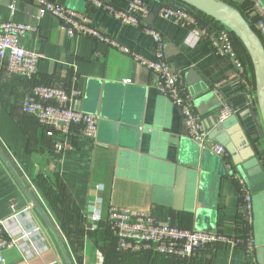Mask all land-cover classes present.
<instances>
[{
    "label": "crops",
    "instance_id": "0c3cea01",
    "mask_svg": "<svg viewBox=\"0 0 264 264\" xmlns=\"http://www.w3.org/2000/svg\"><path fill=\"white\" fill-rule=\"evenodd\" d=\"M50 1L88 16L101 33L140 55L153 57L154 42L141 28L125 25L89 7L84 0ZM106 1L118 8H126L129 2ZM145 3L152 12L158 4L165 7L171 1ZM38 8L33 0H0L1 22L38 26L37 33L22 37V45L42 55L34 79L0 68V148L23 182L34 187L32 191L58 228L72 263L99 264L100 252L102 264H249L241 249L223 244L207 246L190 259L150 250L117 251L107 228L108 213L114 207H125L150 212L161 225L230 236L249 233L255 241L256 262L264 264V191L251 192L252 215L248 219L239 209L240 177L223 178L212 189L211 175L204 169L217 155L208 144L201 146L188 138L182 116L157 90V75L93 39L68 37L61 29L62 22L51 14L36 20ZM146 18L143 26L160 33L168 65L182 75L183 83L193 93L204 130L208 134L213 131L220 123L222 106L228 105L233 111L229 117L240 121L264 166V137H259L244 106L243 87L229 79L233 73L231 61L214 54L205 39L196 40L188 29L173 21L159 15L151 21ZM250 74L252 78V71ZM34 84H62L66 90H80L82 97L75 106L99 118L95 140L74 127L68 136L58 137L66 146L56 151L45 130L21 110ZM115 115L126 116L130 124L139 121L137 134L115 136L108 122ZM229 158L221 159L228 162ZM190 164L194 169L185 166ZM180 166L187 167V195L192 194L186 196L183 211L153 204V188L172 189ZM202 180L209 206L196 201ZM95 214L98 220H92ZM0 221H4L7 235L15 242V247L3 253L6 264H64L51 235L1 159Z\"/></svg>",
    "mask_w": 264,
    "mask_h": 264
},
{
    "label": "built area",
    "instance_id": "2783aa9c",
    "mask_svg": "<svg viewBox=\"0 0 264 264\" xmlns=\"http://www.w3.org/2000/svg\"><path fill=\"white\" fill-rule=\"evenodd\" d=\"M39 5L35 19L39 20L45 14H51L62 22L61 29L70 38L87 37L94 41L115 49L129 56L138 65L145 67L158 77L157 90L166 96L183 118L186 134L194 143L205 146L215 155L228 158L226 149L208 138L201 118L194 105V95L183 83L182 75L171 69L164 56V43L160 33L153 28L143 26L144 19L151 13L146 6V0H129L126 8H118L106 0H84L91 8L105 12L111 18L132 27L141 28L143 33L154 42L152 58L140 55L118 41L101 33L86 15L79 14L63 5L50 0H33ZM238 10L250 27L257 33L264 44V0H222ZM246 4V5H244ZM11 14L14 6H9ZM159 17L171 20L177 26L186 28L196 40L205 39L218 56L226 57L231 61L233 73L229 79L237 80L243 87L246 102L245 108L257 110L255 89L253 87L251 70L242 60L235 48L232 34L224 27L203 25L195 14L191 12L175 11L168 6L163 7ZM37 33L38 26L14 22L0 21V68L7 73L26 79H34L37 74L39 61L42 55L22 45V37L29 33ZM82 97V92L76 88L66 90L59 85L34 84L30 87L21 104L23 113L33 117L45 135L53 140V148L61 152L66 143L59 139L68 136L71 129L79 127L83 134L95 140L99 118L95 115L82 112L75 106V102ZM233 111L228 105H223L219 121L227 119ZM237 187L240 194L239 209L241 213L251 219L252 193L246 183L239 179ZM34 191V187L31 185ZM28 208V206H27ZM95 214L92 220H98ZM107 228L110 235L116 240L117 251L141 252L154 251L163 256L180 259L195 257L205 247L223 244L230 248H239L243 251L249 264H258L255 259V241L247 235H225L223 233L200 232L184 229L175 225H161L150 212L132 210L129 208H112L108 213ZM15 247V242L7 235L4 221H0V264H6L3 253ZM98 254L99 264L103 257Z\"/></svg>",
    "mask_w": 264,
    "mask_h": 264
},
{
    "label": "water",
    "instance_id": "95a60500",
    "mask_svg": "<svg viewBox=\"0 0 264 264\" xmlns=\"http://www.w3.org/2000/svg\"><path fill=\"white\" fill-rule=\"evenodd\" d=\"M166 6L179 12H189L192 10L199 12L226 28L232 34L237 43L242 46L252 68L257 102L256 112L252 108H249V114L254 121L255 129L259 137L263 138L264 44L260 37L250 27L245 18L236 8L222 0H172V2ZM162 8L163 6L158 4L146 19L150 21L154 20ZM257 116L259 119H257ZM108 122L110 123L109 125L112 127V130L115 132L113 133L115 136H117V134L123 135L125 133L137 134L139 131V121L136 122V125L130 124V121L126 116L119 117L118 115H115V117H111ZM208 138L213 139L216 143L222 145L226 149L228 157H230L229 161L226 162L221 159L222 157L217 156L212 160L210 166L204 169L205 174L211 175L213 190L215 189L214 185L218 184L221 179L225 178L233 180L235 176H239L240 179L246 183L252 193L264 191V166L258 159L254 149L251 147L240 121L235 116L220 121V123L214 127L213 131L208 134ZM0 159L21 189L28 204L37 213L45 225L64 264H73L64 240L54 221L47 213L42 203H40L35 197L32 189L23 182L1 148ZM185 166L189 169H194L191 164ZM187 167H177L176 179L172 189L161 187L153 188V204L172 206L175 211H183V203L186 196L189 198L192 196V194L187 195ZM207 175H204V178H206ZM203 182L204 180L200 181V188L197 189L196 201L202 205L209 206L207 204L208 201H205V191L201 186ZM208 203L211 204V202ZM22 205H24V203H22Z\"/></svg>",
    "mask_w": 264,
    "mask_h": 264
},
{
    "label": "trees",
    "instance_id": "16d2710c",
    "mask_svg": "<svg viewBox=\"0 0 264 264\" xmlns=\"http://www.w3.org/2000/svg\"><path fill=\"white\" fill-rule=\"evenodd\" d=\"M170 1L172 2V0H170ZM227 4H228V3H227ZM229 4H230V3H229ZM244 5H246V4H244ZM238 10L242 13V10H241L240 7H238ZM193 11L197 13V15H198L197 18L199 19V21H200L201 23H203V25H207V24H206V21H205V20H202V19L199 18V17H202V18L208 20V21L210 22V25H213L214 27H222L221 25H219V24L216 23L215 21H213V20L207 18L206 16L200 14L199 12H197V11H195V10H193ZM234 40H235V39H234ZM235 48H236V50H237L239 56H241L242 60L246 62V64L249 66L250 70L252 71V68H251L250 62H249V60H248V57H247V55H246L244 49L242 48V46H240V44L237 43L236 40H235ZM252 78H253V77H252ZM252 83H253V87H254V79H252ZM109 235H110V233H109ZM110 237H111L112 239H114L111 235H110ZM114 241H115V245H116V240L114 239Z\"/></svg>",
    "mask_w": 264,
    "mask_h": 264
},
{
    "label": "rangeland",
    "instance_id": "374dc122",
    "mask_svg": "<svg viewBox=\"0 0 264 264\" xmlns=\"http://www.w3.org/2000/svg\"><path fill=\"white\" fill-rule=\"evenodd\" d=\"M191 12H192V13H194L196 17H198V15H197V13H196V12H194L193 10H192ZM58 196H59V195H58Z\"/></svg>",
    "mask_w": 264,
    "mask_h": 264
}]
</instances>
